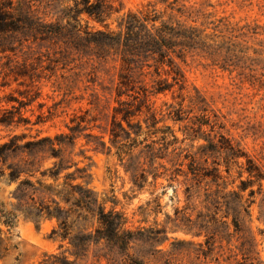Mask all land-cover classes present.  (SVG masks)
I'll list each match as a JSON object with an SVG mask.
<instances>
[{"label":"rangeland","instance_id":"rangeland-1","mask_svg":"<svg viewBox=\"0 0 264 264\" xmlns=\"http://www.w3.org/2000/svg\"><path fill=\"white\" fill-rule=\"evenodd\" d=\"M8 1L22 16L48 24L66 26L70 22L72 26L102 28L87 15L80 16L79 23L74 21V0ZM106 1L120 10L108 21L115 28V20L122 14L153 5L168 16V5L174 0L165 4L158 0ZM177 4H184L192 14L173 15L206 28L207 34L231 40L237 58L226 70L221 63L214 65L201 56L188 57L186 63L178 60L186 78L185 90L175 86L171 92L150 96V110L137 113L131 120L132 129L120 116L114 118L119 107L118 62L83 58L61 38L42 41L26 32L0 34V51H14L0 52V118L14 119L9 127L0 125V146L13 142L7 150L0 149V264H44L55 261L52 255L66 257L72 264H131V260L144 264H264V180L257 181L246 171L250 159L264 173V0H178ZM153 79L148 76L146 82ZM153 118L158 123L148 128ZM115 120L131 132L137 144L123 160L111 143ZM166 127L178 143L168 154H158L164 159L153 164L145 146L161 147L158 143ZM127 137L120 132L123 143H132ZM45 138L54 141L56 153L47 143L35 148L25 145ZM167 140H173L169 133ZM230 146L243 156L234 158L221 149ZM186 155L191 157L186 159ZM193 157L201 169L218 167L222 178L213 183L201 174H191L188 168ZM54 165L64 169L57 182L41 174ZM12 169L24 173L11 180ZM29 171L33 175L26 174ZM70 174L75 179L72 183L94 192L106 211L124 216L125 228L134 234L127 251L89 237L102 229L93 209L87 212L61 203L65 210L71 209L69 236L88 242L79 251L68 240L52 235L59 224L56 218L27 216L25 203L32 205L31 196L36 206L55 207L48 195L38 192L39 182L61 188L70 182L66 179ZM23 180L34 185L24 194L18 191ZM241 181L249 182L244 192L240 191ZM6 215L13 222L10 226L3 224L9 220Z\"/></svg>","mask_w":264,"mask_h":264},{"label":"trees","instance_id":"trees-1","mask_svg":"<svg viewBox=\"0 0 264 264\" xmlns=\"http://www.w3.org/2000/svg\"><path fill=\"white\" fill-rule=\"evenodd\" d=\"M158 1L164 4L167 3V0ZM177 3L178 0H174L168 5L171 11V14L168 16H166L165 12H159L154 5L151 6V9L128 11L115 20V28H112V25L108 21L114 14L120 13V10L115 8L112 3L106 0H74L72 9L75 18L73 20L79 23V17L87 15L102 27L101 29H95L90 28L88 25L84 28L82 25L72 26L70 22L66 26L48 24L40 19H32L29 16L24 17L17 13V8L12 1L6 0L0 4V34L26 32L31 34V38L34 40L39 39L42 41L61 38L68 45L69 49L83 58L104 61L111 58L115 62H118L121 68L118 83L116 84V96L119 107L114 110V118L116 119L117 116H120L128 124V127L132 129L133 123L131 120L137 116V113L139 115L143 108L150 110V96H158L171 92L175 86H178L180 91L185 90L186 78L178 64V60L186 63L188 57L201 56L205 59H210L214 65L221 63L220 67L226 70L234 65L231 60L237 58L234 50L236 45L231 40L226 41L223 36L207 34L206 28L189 24L187 21H181L173 15L174 12L179 17H183L186 14L187 16H191L192 14L191 12L189 13L184 4L179 6ZM67 26L71 27L68 28ZM217 28L218 26H215L214 32L217 31L215 30ZM0 52L5 54L14 51L1 48ZM151 70L154 71L153 74ZM16 75L23 76L19 73H16ZM148 76L155 77V79L151 83H148L146 82ZM123 97L132 98L133 101L122 100ZM6 114H10V112ZM176 120L180 121V116H177ZM13 123L14 119L9 116L3 115L0 118V125L9 127ZM157 123L156 119L153 118L152 124L148 128H155ZM139 127H141L140 123ZM121 131L125 132L128 136L125 140L132 143L126 144L123 143V140H120ZM134 133L136 137L140 136L138 131ZM163 133L165 136L161 138V143H158L161 147L155 149L152 145L145 146V148H148V153L153 156V164L156 159H164L163 156L158 157V154H168L169 148L178 143V138L169 127H166ZM168 133L173 140H167ZM110 136L112 145L117 148L120 160L131 156L137 147L136 140L131 139V132L126 131L122 124L116 122V120L114 121V127L110 130ZM11 143L0 146V149L7 150L11 147ZM46 143L49 144L50 151L53 153L58 151L54 148V141L49 138L40 139L25 145L35 148L37 146L41 147ZM100 144L105 146V143L102 141H100ZM177 149H173L171 153H174ZM221 149L228 151L234 158L243 156V154H238L239 150L235 152L231 146L230 148L221 147ZM185 157L187 159L191 156L186 155ZM247 161L248 167L246 171L249 177L255 178L257 181L264 180V173L261 169L252 160L248 159ZM62 170L64 169L59 167V165H54L53 168H49L41 174L43 177H50L54 182H57ZM188 170L195 176L201 174L204 179L210 178L213 183H217L222 178L218 167H214L211 170L207 169V171L204 168L201 169L196 163L195 157L191 158ZM21 173L24 172L12 169L10 179L17 180L21 176ZM28 173H32L30 175H33V172L29 171L26 174ZM70 178L71 174L66 177L67 181ZM156 178L157 176H154V179ZM74 180L70 179V182H65L61 188H59V185L55 187L53 185H43L39 182L41 191L38 192L42 196L48 195L55 207L51 208V205L46 204L36 206L35 197L31 196L28 198L33 201L32 205L25 203L29 209L26 213L27 216L37 218L39 215L46 214L49 218H56L59 224L58 228L53 230L52 235L62 241L68 240L74 250L79 251L84 249L88 242L86 239L77 240L69 236L68 219L71 209L65 210L61 207V203L66 205L72 204L73 207L77 208L82 207L87 212L93 209L102 229L96 230V234L89 235V237L97 243L98 241L105 240L108 244L115 245L121 252L127 251L129 244L134 240V234L125 228L127 221L124 216L114 210L106 211L104 202L100 203L94 192L84 189L79 184L74 185L72 183ZM248 183V181H241V192L247 190L249 187ZM134 184L140 187V184H137V182H134ZM261 187L262 185H260L259 190H261ZM27 188H34V185L29 180H23L20 182L18 191L24 194ZM250 193L251 195L254 194L253 191ZM56 198H59L61 201H56ZM16 199L20 203L24 202L23 198L16 197ZM72 200L74 202L71 203ZM32 210H36L40 214L32 212ZM8 219L3 222L6 226H10L13 223L10 220V216ZM235 226L238 227L236 222ZM2 245L3 240L0 230L1 249ZM74 256L76 258L79 257L77 253H74ZM50 258L55 259V261L44 264H72L66 257L58 258L52 255ZM131 264L144 263L131 260Z\"/></svg>","mask_w":264,"mask_h":264}]
</instances>
